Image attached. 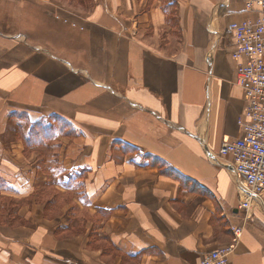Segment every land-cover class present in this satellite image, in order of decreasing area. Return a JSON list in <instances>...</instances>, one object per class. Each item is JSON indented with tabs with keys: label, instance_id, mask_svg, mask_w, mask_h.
<instances>
[{
	"label": "crops",
	"instance_id": "crops-1",
	"mask_svg": "<svg viewBox=\"0 0 264 264\" xmlns=\"http://www.w3.org/2000/svg\"><path fill=\"white\" fill-rule=\"evenodd\" d=\"M175 2L173 42L160 0H0V264H198L235 228L227 264H264V197L240 209L218 156L245 106L227 27L254 17L245 0ZM20 115L72 129L45 164L80 174L70 202Z\"/></svg>",
	"mask_w": 264,
	"mask_h": 264
},
{
	"label": "built area",
	"instance_id": "built-area-1",
	"mask_svg": "<svg viewBox=\"0 0 264 264\" xmlns=\"http://www.w3.org/2000/svg\"><path fill=\"white\" fill-rule=\"evenodd\" d=\"M244 9L252 18L228 25L237 61L235 85L245 98L244 111L237 120L241 138L224 144L219 158L229 157L242 198L240 209L264 197V0H245ZM233 240L205 256L198 264H227L242 236V228L231 230Z\"/></svg>",
	"mask_w": 264,
	"mask_h": 264
},
{
	"label": "rangeland",
	"instance_id": "rangeland-1",
	"mask_svg": "<svg viewBox=\"0 0 264 264\" xmlns=\"http://www.w3.org/2000/svg\"><path fill=\"white\" fill-rule=\"evenodd\" d=\"M160 2H161L162 11L165 17H167V20H166L167 24L169 27H171V35H172L171 39L173 42H176V38L179 36L178 19H177V17H180L179 7L177 6L175 0H160ZM213 8H214L213 4L212 5L203 4V5H199L198 7H194V10L196 11L195 16L203 17L202 24L200 25L201 34L207 38H209L211 35L207 31L204 21ZM182 15H183V11H182ZM173 46H175V43H173ZM19 118L20 119L18 120H21V122H19L18 128H19V131L22 133L21 136L24 139L25 138L24 135L28 134V131L32 128L30 126L32 125L26 120V118L23 115H20ZM33 128H35V129H32L34 131L33 134H35V131H37L39 132L38 135H40V137L42 136V133H41L42 130L48 131V135L46 139L42 138L41 140L39 138V141H41V142H38L39 144L38 146L40 147L39 148V158L43 159L42 161L44 164H41L38 167V169L42 172L44 171L45 173L49 172L47 174L52 175L53 178H51L52 180L50 181L51 186L53 183L57 182L60 186H62L66 190V193L63 196H61L59 199L57 198L55 199L56 203L57 202L61 203L62 201L70 202L74 194L81 193L80 182L78 181L79 179L77 180V177H79L80 174L76 172L57 173L56 169L52 170L51 168H47L45 166V164L47 163V159L50 160L51 155H52V152L50 150L51 148L48 145H52L53 140L56 139L57 136L66 134L69 131V126H67L66 123L61 122L57 118L50 117L42 121H39V123ZM42 147H46L47 150L49 151L45 152L46 150H44ZM58 174H59V177H58ZM57 179H60V180H57ZM51 190H52V187H51Z\"/></svg>",
	"mask_w": 264,
	"mask_h": 264
},
{
	"label": "trees",
	"instance_id": "trees-1",
	"mask_svg": "<svg viewBox=\"0 0 264 264\" xmlns=\"http://www.w3.org/2000/svg\"><path fill=\"white\" fill-rule=\"evenodd\" d=\"M54 118H57V117H54ZM57 119H59V118H57ZM61 122H64V123H66L67 124V126H69V124L66 122V121H64L63 119H59ZM39 123V122H38ZM38 123H36V124H32V126H30V127H32L29 131H28V134L27 135H24L25 136V138H24V141H25V143L28 145V146H30V145H36V146H38L39 144H38V142H41V141H39V138L42 140V138L43 139H46V137H47V135H48V131H46V130H42V136L40 137V135H38V133L39 132H37V131H35V134H33L34 133V131L32 130V129H35V128H33L34 126H36ZM67 133H68V135H67ZM66 133V135L67 136H70V135H72L73 134V132H72V129L70 128V126H69V131ZM78 178L79 177H77V180H78ZM81 187V186H80ZM83 202H84V200L83 199H81Z\"/></svg>",
	"mask_w": 264,
	"mask_h": 264
}]
</instances>
